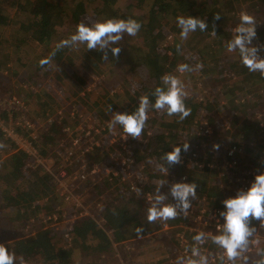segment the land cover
Wrapping results in <instances>:
<instances>
[{
	"label": "trees",
	"instance_id": "trees-1",
	"mask_svg": "<svg viewBox=\"0 0 264 264\" xmlns=\"http://www.w3.org/2000/svg\"><path fill=\"white\" fill-rule=\"evenodd\" d=\"M123 2L124 8L120 6ZM30 3L32 10L26 13V4L23 1L0 0V44L7 42L8 30L13 19L17 17H11L7 13L8 8L15 7L17 13L25 16L23 21L16 20L15 32L10 36L13 51L7 49L5 60L0 61V68L8 64L13 75L26 72L32 74L23 83L25 94L21 96V101L24 102L22 105L15 102L8 104L12 98L8 96L11 95L2 96L7 95L8 91H0V119L14 122L26 116L29 119L40 117L39 121H45L44 127L30 140L33 147L44 157H49V154L56 152L55 148H60L61 137H64L62 129L64 126L73 129L79 123V117L88 112L85 107L96 110L93 113L94 121L100 115L106 117L113 112L132 113L138 106L140 96L148 95L154 102L151 93L155 87L161 86V77L165 74L178 76L185 87L186 78L197 77V84L200 85L193 84L185 89L189 93L197 91L198 97L205 95L203 100V97H193V93L190 99H185V105L191 109V114L184 121H179L176 116L169 117L150 110L149 119L139 140L126 138L119 126L112 131H108V127L101 130V138L115 140L108 148V152H111L109 156L119 155L131 165H118L116 169L112 166L114 172L92 176L97 179L94 187L100 191L98 196L105 195L101 201L102 225L89 217L76 218L69 232L72 238L70 243L81 247L78 248L81 253L86 252V249L94 252V247L99 243V251L110 252L112 242L104 231L110 230L115 244H120L125 237L137 240V243H133L136 246L145 236L140 243L142 247H149V244L157 241L163 243L158 247H167L170 252L180 244L181 232L185 241L186 237L193 238L197 233H189L188 228L187 231L175 227L163 231L164 222L146 221L147 208L156 195L166 197L163 203L176 202L173 197L170 198V189L176 182L171 183L167 179L166 172L160 170L161 166L176 176L179 173L175 170H188L185 176L189 183L198 185L196 199L191 200V205L210 224L204 229L210 230L214 236L220 235L221 228L217 227L223 224L220 213L225 210L222 201L234 197L246 180L254 179L256 174L264 172V77L259 72H249L240 63L238 53H229L225 47L232 38L234 27L239 23L241 11L252 15L257 21V38L252 44L264 45V0H31ZM3 9H7L6 12ZM231 10L236 14L231 15ZM216 14L220 15L219 20L213 19ZM178 16L203 19L208 24V29L204 32L197 30L190 33L187 40H182L176 23ZM230 16L232 21L229 20ZM107 18L137 20L142 25L140 38L136 35L137 40L130 43L131 47L114 45L120 47L121 51L114 58L109 50L107 61L101 59L100 51L87 50L85 45H80L78 49L65 48L58 51L51 66L40 67L39 60L48 56L59 41L69 38L75 32L77 24L83 22L91 26ZM213 25L215 36L211 35ZM198 35L201 39L193 43ZM260 55L264 57V51ZM181 63L189 64L194 70L179 73L176 69ZM197 63L203 64V68L195 70ZM92 74L96 75L98 90L103 94L102 103L91 105L81 98L82 102L76 103V116L64 115L61 118V113L67 111L63 107V103L69 100L67 90L71 89V94L76 96L81 92L78 89L80 80ZM39 78L44 81V87L31 84V81ZM215 88L217 91L214 92L212 100H207L206 95L212 96ZM58 95L65 97L60 100ZM106 97L109 99L105 101ZM206 101L209 102L206 104ZM109 105L112 112L108 111ZM52 111L55 114L48 121ZM201 111L204 116L199 117ZM29 123L31 124V120ZM205 128H210V138L203 133L202 129ZM15 132L23 138L27 137L18 126H15ZM114 133L117 134L116 138L113 137ZM197 133H201V138L195 136ZM200 140H215L214 142L220 143L215 158L211 151L205 150L200 154L199 149H192V153L182 150L184 164L169 167L161 159L174 146L183 145L186 141L197 143ZM0 144L5 146L0 148V222L5 218L11 222L13 218L23 222L32 209L31 216L34 215L35 218L33 224L36 228L40 227V232L33 238H25L30 232L25 229L20 240L14 239L11 233L2 238L0 236V240L8 243V250L22 260L38 255L47 264H87L73 262V250L68 247L70 244L66 241L63 246L62 237L50 234L40 226L38 216L41 212H56L59 220L73 217L57 211L59 209L55 201L57 202L58 196L55 188L48 182L47 172L34 168L31 157L24 151L17 150L1 127ZM101 151L103 152L102 148ZM228 152H231L230 156ZM99 154L97 147L93 146L87 156L91 161L100 164L103 159L99 158ZM250 159L253 161V168L251 163L248 164ZM100 165L107 167L105 164ZM142 168L143 170H139ZM132 170L137 173L130 172ZM2 171L7 173L4 175ZM158 173L164 174L165 179L160 180ZM123 174L129 175L136 182V186L141 185L139 191L127 188L128 180H121ZM89 181L92 182L91 176ZM43 199L47 201L39 204ZM61 209L67 211L66 205ZM91 211L94 212V208ZM193 217L197 216L184 217L181 213L173 220H178L179 225L187 223L193 226L196 221ZM21 222L17 226H21ZM140 226L144 231L138 236L135 229ZM90 239L94 242L91 247L87 244ZM208 241L214 243L211 239ZM216 246L219 245L214 247ZM119 251L126 257L131 254L122 245ZM245 258L248 264H256L251 255H245ZM262 258L264 257L261 256L260 260ZM165 261L166 257L163 255L162 260L157 263L162 264Z\"/></svg>",
	"mask_w": 264,
	"mask_h": 264
},
{
	"label": "clouds",
	"instance_id": "clouds-1",
	"mask_svg": "<svg viewBox=\"0 0 264 264\" xmlns=\"http://www.w3.org/2000/svg\"><path fill=\"white\" fill-rule=\"evenodd\" d=\"M220 18L219 14L213 17L214 20ZM176 23L180 28L182 40H187L189 34L197 30L204 32L208 29V24L203 19L191 16H178ZM256 25L257 21L252 15L241 11L239 23L234 27L232 38L227 41L225 47L229 53H238L240 63L249 72H259L264 77V57L260 55V52L264 51V45L252 44V41L257 38ZM141 27V23L132 18H107L103 21H97L91 26L81 22L76 25L75 32L69 38L59 41L48 56L39 60V65L41 68L46 65L51 66L58 51L65 48L78 49L80 45H85L87 50L100 51L102 54L101 59L105 61L109 58V50L111 56L116 58L121 49L114 45H118L125 34L129 37L136 36ZM211 35H216L215 25L212 26ZM202 68L203 64L201 63L195 65V70ZM57 70L59 69L57 68ZM176 70L179 73H185L192 72L194 68L187 63H181L177 65ZM151 95L154 97V102L149 99L148 95H142L139 98L136 110L132 113H113L111 120L108 122L109 130L112 131L119 126L126 138L131 137L134 140H139L149 119L150 110L164 113L169 117L176 116L179 121H184L191 114V109L185 105L188 92L183 81L176 75H163L161 86L155 87ZM108 111L112 112L111 105L108 106ZM13 129L15 132V128ZM3 131L5 135L8 132ZM32 137L27 134L26 138L30 141L35 138V136ZM3 147L5 146L0 144V148ZM189 148L190 144L186 141L183 145L174 146L172 151L165 152L161 159L166 161L169 167L178 165L182 162V150L187 152ZM213 149L218 150L219 145L213 144ZM97 150L102 152L101 147ZM160 170L166 171L162 166ZM197 187L198 185L194 182L173 184L170 193L173 199L177 201L175 204L163 203L166 197L156 195L147 208L146 221L148 223L166 222L176 219L181 213H186L191 207V200L196 199ZM222 203L225 209L220 213L223 224L220 235L214 237L213 242L223 248L229 261L234 262L240 256L238 249H245L248 244V237L252 235L253 230L248 227L250 221L253 219L259 220L261 225L264 226V172L256 174L246 190H237L234 197H229L223 200ZM135 231L139 236L144 229L140 226ZM202 237L203 233H198L193 239L201 242ZM261 255L264 257V253H261ZM15 260L16 254L9 251L5 244L0 243V264H14ZM192 264H206V262L203 260L200 262L193 261ZM256 264H264V258L257 261Z\"/></svg>",
	"mask_w": 264,
	"mask_h": 264
},
{
	"label": "rangeland",
	"instance_id": "rangeland-1",
	"mask_svg": "<svg viewBox=\"0 0 264 264\" xmlns=\"http://www.w3.org/2000/svg\"><path fill=\"white\" fill-rule=\"evenodd\" d=\"M20 1H23V3L26 4V13L30 10H32V6H31V0H20ZM121 7H125V2H123L121 5ZM8 14L12 17V16H16V18L13 19L12 23H11V27L10 29L8 30V39H7V42L4 41L2 44H0V61H4L5 60V56L7 54V49H9L10 52L13 51V48L12 46L10 45V42H11V38L10 36H12V34H14L15 32V27L17 26V23H16V20H19V21H23V19L25 18V16L21 13H17V8H8ZM7 9H3V12H6ZM25 13V12H24ZM25 13V14H26ZM230 14H236L235 12H230ZM20 15V16H19ZM263 15V14H261ZM231 18L229 19L230 21L233 20L232 16H230ZM22 18V19H20ZM200 35V34H199ZM197 36L196 39L193 41V43H196L198 40L201 39L200 36ZM137 36L139 37V32L137 34ZM137 36L136 38L134 37H131V38H128L129 36L127 34L124 35L123 39L119 42L120 46L122 48H125L126 47H131L130 43H132V41L134 40H137ZM140 38V37H139ZM2 39V38H1ZM0 39V40H1ZM181 45H183L181 43ZM45 50H48L47 48H45ZM24 71V70H23ZM25 71H28V70H25ZM69 73V71H68ZM11 76V77H10ZM30 76H32V74L30 72H26V73H19V74H15L13 75L12 74V69L9 67L8 64L6 65H3L2 68H0V91H3V92H7V95H3L2 96H8V95H11V96H8V98L12 97L8 104H11L12 102H15V104H20L22 105L24 102L21 101V96H23L25 93H24V89H23V83L25 81H27L26 79L27 78H30ZM43 80H41V78L39 79H35L33 81H31V84L33 86H35L36 84L37 85H40L42 86L43 85ZM63 83V82H61ZM97 77L96 75H88V77H85V79L83 80H80V82L78 83V89L81 90L80 93H78L76 96H73L71 94V89H68L67 90V95L69 96V100L65 101L63 104V107L66 110H64L62 113H61V118L64 116V115H69V116H76L75 115V108H76V103H80L82 102L81 101V98H83V100L85 102H89L90 104L94 103H98V105H100L102 103V92L101 90H98V86H97ZM193 84L199 86L200 84H197V77L195 78H186V85L187 87L185 88H188V87H191L193 86ZM66 86V85H64ZM69 86V85H67ZM44 87V85H43ZM42 87V88H43ZM65 88V87H64ZM76 92H77V89H74ZM213 91V95L212 96H209V95H206V99L211 101L213 96H214V92L217 91V89L215 88ZM197 91H190V93L188 92V96L187 98L190 99L191 97V94H195V98H202V100L204 99V96L205 95H202L201 97L199 96L198 97V93H196ZM120 93L123 94V91H120ZM58 97L60 98V100H62L65 96L64 95H58ZM88 97H89V100H88ZM0 98L1 97V94H0ZM218 98V97H217ZM109 98L106 97V99L104 98V100H108ZM8 100V99H7ZM6 100V101H7ZM117 100H115L116 102ZM208 101V102H209ZM206 101V104L208 103ZM222 101H220V104H221ZM82 104V103H81ZM91 104V105H92ZM93 104V105H94ZM212 104V102H211ZM62 105V104H61ZM2 106V104L0 105ZM90 106V105H88ZM213 106V104H212ZM91 107V106H90ZM85 109L89 112H85V114L81 115L79 117V123L77 125L74 126L73 129H70L68 128L67 126H64V128L62 129V133L64 134V137H61V144H62V147H61V150L63 151V154H66V151H71L70 150V147H69V139L74 136H78L79 134H81L80 132H84V135H86L89 139V142H91L92 146H96L97 148H102L103 149V152H100V154L98 155L99 158L101 157V159H105L103 161H111V159H107L109 158V154H111V152H108V148L111 147V145L115 142V140H104V138H101V136L99 135L101 130L102 129H105L108 127V122L111 120L112 118V115L111 114H108L106 117L103 116V115H100L101 117H99V119H97L96 121H94L95 117L93 116V113L96 111V110H89V108H86ZM85 110V111H86ZM54 111H52V114L50 115L48 121L51 120V117L52 115L54 116L55 113H53ZM67 112L69 114H67ZM201 116H204V112L201 111L199 117ZM31 120V124L29 123ZM40 120V117H36L35 119H29L27 118L26 116H24L23 118H21V120H16L14 122H12L11 120H8V121H4V120H1L0 119V127H2L3 130L5 131H9L13 128H15V126H18L20 129H22L24 131V133L28 134V136H30L31 138H33L32 136H35L38 134V131L39 129L43 128L44 127V122L45 121H39ZM46 121V122H48ZM28 128V129H26ZM108 131L109 128H108ZM199 131V130H197ZM203 133L206 134L207 137H211V130L210 128H205V129H202ZM115 134L113 135V137L115 138ZM197 138H201V133H197L195 135ZM215 140H206V141H198L197 143L196 142H189L190 144V148L188 150V153H192V149H199V153L202 154L203 152H205V150L207 151H211L214 158H215V155L216 153L218 152V150H215L213 149V144H218L219 147H220V143L219 142H214ZM60 142V141H59ZM55 150H58L55 148ZM39 154L41 155L40 157L42 158V161H44L43 165H37V164H34L33 163V167L34 168H41L43 169L45 172H57L59 169L63 168L64 170H67L69 172H79L78 171V167H74L73 165H75V158H72L70 160H68L67 158V161H65V156H57V154H49V157H44L40 152ZM67 157V156H66ZM93 157V156H92ZM115 157H119V155L115 156ZM251 162H248V164L251 163V168H253V165H252V160L250 159ZM72 162H73V165H72ZM93 163V164H92ZM226 163V162H225ZM97 165L95 162H90V169H91V172H89V175H91V183H89L88 185L86 184H83V187L85 188L86 191H84L85 196L82 197V201L80 203V207H83L85 209V211H87V215L88 217H93L92 219L96 220L98 225H102V219H101V216L98 215V211L100 212V209H98L99 207V203H98V194L100 191H98L94 186L95 184L97 183V179H93L92 176L94 175L93 172H99V170L95 167V165ZM184 164V160H183V163ZM107 166H109V163L107 162L106 164ZM118 165H121L120 163H118ZM70 166V167H69ZM140 166V165H139ZM215 166V165H214ZM128 167H130L128 165ZM142 166H140L141 168ZM190 167V166H189ZM116 169V168H115ZM139 170H143L142 169H139ZM166 171V174H167V179H170L171 183L172 182H176V183H179L178 181V176L179 175H186L187 174L185 172H188L187 169L185 170H175L176 173H179L178 176H176L173 172H170L168 169H165ZM4 173V171H2ZM114 172V170H113ZM130 172H135L137 173L136 170H132ZM7 173V172H6ZM4 173V175L6 174ZM85 173L87 174V171H85ZM135 175V174H134ZM133 175V176H134ZM158 178L160 180L162 179H165V175L164 174H161V173H158ZM72 180V179H71ZM77 179H73L72 181H69L68 183L70 184V186H67L66 187V190L67 191H72L75 189L76 186H78V183H73L75 182ZM121 180H128L127 181V187L129 190L131 189H134L133 191H136L137 192V189L139 188V186L141 185H138L136 186V182L134 180H131L130 179V176L129 175H125L123 174L122 175V178ZM245 180V179H244ZM185 181H188V178L187 180ZM253 181V179L249 178L248 180H246V182L243 184L245 185L246 187H240L239 190H242V189H247L251 182ZM189 183V181H188ZM223 185V184H222ZM82 186V185H81ZM130 186H133L132 188H130ZM143 188V186H142ZM144 190L145 187L143 188ZM65 191V190H64ZM132 191V190H131ZM165 191V190H164ZM57 194V193H56ZM60 196V195H59ZM58 196L57 198V202L55 201L56 203V206L59 210L60 213H67V215L71 214L74 216V209L72 207H74L76 210L79 208V207H75L74 204L70 203V202H66L67 204V211H65L64 209H61L63 206H64V203L62 201V199ZM170 198H172V196L170 195ZM45 201H47V199H43L42 202L44 203ZM198 201V200H197ZM34 202V201H33ZM177 203V201L175 202ZM173 203V204H175ZM90 206V207H89ZM191 207H193L191 209V211H189V214H191L192 216H197L196 218L193 217V220H196L195 221V225L193 224V226H189L186 224H180L179 225V222L178 220H168L166 222H164L165 225H168L169 227L171 226L170 229H174L175 228H182L183 231H185V228H189L190 231H193V232H196V233H200L202 232V228H205V226H210V224L208 222H205L204 219L202 218V214H197L195 212V208H194V205H191ZM94 208V212L91 211V209ZM31 210H29V212L26 214L27 215V219L25 218V220H23V222H21L20 220H17V219H14L13 218V221L11 222L8 218H5L3 219L1 222H0V236L1 238L4 236V235H10V233L14 236V239H22V236H23V233L24 232L23 230H27L29 229L30 232L28 233V235L25 236V238H33L37 232H40V227L36 228L35 227V224H33V221L35 220L34 218V215L31 216ZM96 212V213H95ZM191 215H187V217L191 216ZM184 216V215H183ZM26 217V216H25ZM66 217V216H65ZM185 217V216H184ZM179 219V218H178ZM72 219L70 218H65L63 220H58V222H54V224L50 225V222H49V227L51 228V230H47V232H54L55 235L57 236H60L64 239V242H62L63 246L66 245V241L68 243V247L73 250L72 251V254H71V259L73 262L75 263H79V262H84V263H87V264H159L157 262H159L160 260H162V257L163 255H167L166 253L168 252V248L167 247H158V246H161L163 243L161 242H153L151 244H149V247H142V245H140L141 241L143 238H145V236L139 240V243L136 245V246H133V243H137L138 241L135 240V239H132V240H129L127 238H123L122 239V242L119 244H115L113 243V240H112V234L110 232V230H104L107 235H108V238L110 240V242H112V245L110 246V248L112 247V251L108 252L106 250H103V251H99L98 250V245H96L94 247L95 251H91L90 249H86V252L84 253H81L78 248H81V247H77L76 244L74 243H70L71 239L70 238V234H69V237H66L67 234L70 232L71 228H73V226H71V221ZM219 220L216 219V221ZM255 219L251 220L250 221V227L253 228L256 226L255 224ZM21 222V226H17L18 223ZM157 222H163V221H157ZM253 222V223H251ZM260 222V221H259ZM37 226V225H36ZM103 227V226H102ZM184 228V229H183ZM165 229L164 228V225L162 226V230ZM46 230V229H44ZM43 231V230H42ZM210 234V232H207ZM66 238H69V239H66ZM180 238L182 240L185 241V237L183 236V232H181L180 234ZM137 241V242H136ZM195 242H198L196 240H194L193 238L191 237H186V245L190 248H192L196 243ZM0 243H3L5 244V246H7L8 243H5L2 241V239L0 240ZM94 242L90 239L88 241V246L91 247V245L93 244ZM161 243V244H160ZM123 246L125 249H128L130 250V256L129 257H126L124 255H122L119 251V247L120 246ZM181 245V244H180ZM178 246L176 245L177 248L181 247V246ZM158 247V248H156ZM118 248V250H117ZM264 248V244H263V247ZM169 256L170 257H173V252L170 251L169 252ZM168 257V258H170ZM17 260H15L14 264H47L46 261H44L42 258H40V256H36V257H32V258H29L27 260H22L20 258H16ZM236 263L238 264H248L247 263V259L246 258H243V259H236ZM49 264V263H48ZM162 264H165V263H162Z\"/></svg>",
	"mask_w": 264,
	"mask_h": 264
},
{
	"label": "built area",
	"instance_id": "built-area-1",
	"mask_svg": "<svg viewBox=\"0 0 264 264\" xmlns=\"http://www.w3.org/2000/svg\"><path fill=\"white\" fill-rule=\"evenodd\" d=\"M80 133L81 134H79L78 136L76 137L72 136L69 139L68 142L70 144L69 147L71 151H66V154H63V151L61 150L62 144H60L59 146L60 148H58V150L54 152V154L55 155L57 154V156H65V161H67V158L68 160L75 158V165H73V162H72V165L74 167L79 166L78 167L79 172H69L68 169L64 170L63 168L59 169L57 172H47V178H48L49 184L55 188V192L57 193V196L60 195L59 197L62 199L64 205H66L67 207V205L69 204H67L66 202H70L74 204L75 207H79L77 210L74 207H72L74 209L75 215L71 218L72 219L71 226H73V222L76 218H87L88 217L87 211H85L83 207H80V203L82 201V197H84L86 194L84 193V191L86 190L83 187V184L88 185L90 183L89 177L92 175V174L89 175V172H91L90 162L92 161L87 156L88 153L92 150V147H91L92 144L91 142H89V139L86 138L87 136L84 135V132H80ZM116 136L117 134H115V138ZM6 137L10 141L14 142V145L17 147V150H22L25 153H27L28 156L31 157L30 159L31 162L37 165H43L44 161H42V158L40 157L41 155L39 154L38 150L35 147H33L31 141H29L26 137L23 138L22 136L16 134L14 132V129H11L8 132H6ZM230 155H231V152H228V156ZM107 159H111V161H107L109 163V166L107 167L100 165V164H105V165L107 164L106 161H103L105 159H103L100 164H97V165L94 164L95 167L99 170V172H93L94 175L98 173L107 174L109 172H112L113 171L112 166H115L116 168V166H118V163H120L121 165H127V166L131 165L129 161H126V159L121 158V156H119L118 158L115 156H110ZM181 160L182 162L180 164L183 163V160H184L183 156H181ZM85 171H87V174L85 173ZM74 178L77 180L73 183H78V186H76L75 189L72 191H67L66 187L70 186L68 182L72 181ZM185 180H187V177L185 175H181L178 178L179 183L181 182L188 183V181H185ZM132 187L133 186H130V188ZM243 187H246V186L244 185ZM131 190L133 191L134 189H131ZM104 196L105 195L98 196L100 197L98 198V203H99L98 209H100V212L98 211L97 213L100 216L103 212L101 201H103ZM39 202L40 201H38V203ZM39 204H43V202ZM189 211H191V209H188L186 213H183V215L184 216L191 215L189 214ZM38 217H40V224H41L40 226H42L43 229H46V230H51V228L48 226L49 222H50V225H52L54 224V222H58L59 220L58 218L59 216L56 212H53V213L41 212ZM89 218H93V217H89ZM255 224L256 226L253 228L250 227V223L248 224V227L253 230L252 235L248 237V244L245 246V249H238L240 256L237 259H243L245 258V255H248V256L251 255L252 260H255L256 262L260 260L261 256L259 257L258 254H259V251L262 250V247L264 244V226L261 225L259 220H256ZM164 228L165 229H163V231L170 229L168 225H165ZM187 228H185V231H187ZM220 228H221V225L217 227V229H220ZM188 232L196 233V232L190 231L189 228H188ZM207 232H210V234ZM51 233L54 234V232H50V234ZM200 233H203L202 241L195 242L196 244L192 248L186 245V241L182 240L183 238L182 239L180 238L181 245L180 244L179 245L181 247L173 248L171 250L173 252V257L169 256V250H168V252L166 253L167 255L165 256L166 257L165 264H192L193 261L200 262L201 260L205 261L206 264H238L236 263V260L233 262L227 259V256L224 253V250L222 247H219V246L214 247L216 244L208 241V239L213 240V238L216 237L212 234L210 230L206 231L204 228H202V232ZM66 237H69V233L67 234ZM66 239H69V238H66ZM260 244H261V249H259ZM256 251H257V254H256V257L254 258V253Z\"/></svg>",
	"mask_w": 264,
	"mask_h": 264
},
{
	"label": "crops",
	"instance_id": "crops-1",
	"mask_svg": "<svg viewBox=\"0 0 264 264\" xmlns=\"http://www.w3.org/2000/svg\"><path fill=\"white\" fill-rule=\"evenodd\" d=\"M259 249H261V244L259 245ZM258 251V250H257ZM257 251L254 253V258L256 257ZM261 253H264V248H262V250L259 251L258 256H262ZM256 262V261H255Z\"/></svg>",
	"mask_w": 264,
	"mask_h": 264
}]
</instances>
